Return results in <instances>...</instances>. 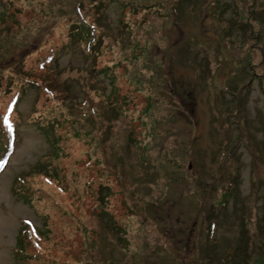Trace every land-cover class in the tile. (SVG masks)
<instances>
[{
  "label": "rangeland",
  "instance_id": "rangeland-1",
  "mask_svg": "<svg viewBox=\"0 0 264 264\" xmlns=\"http://www.w3.org/2000/svg\"><path fill=\"white\" fill-rule=\"evenodd\" d=\"M78 1L0 0V264H264V0Z\"/></svg>",
  "mask_w": 264,
  "mask_h": 264
},
{
  "label": "trees",
  "instance_id": "trees-1",
  "mask_svg": "<svg viewBox=\"0 0 264 264\" xmlns=\"http://www.w3.org/2000/svg\"><path fill=\"white\" fill-rule=\"evenodd\" d=\"M86 2H88L90 5H94L95 4V0H80V1L77 2L76 6H78V9H79V7H83V4H85ZM86 6H87V4H86ZM79 26L81 27L82 32H85L86 36H88V34H89V39H90L89 40V44H90L89 45V50H92V48L95 45V43L92 46V40L94 38L90 37V35H92L91 34V30H90V26L87 25L85 23V21L81 22ZM76 35H79V32ZM92 36H94V35H92ZM18 125H19L18 123H16V125L13 124L15 132H17ZM46 134H47L48 138H50L49 139L50 142H52V143H54L56 145L57 142H58V139H57V136H56V129L54 127H50L49 126V128L46 131ZM16 136H17V134H16ZM2 138L5 139V141H4L5 143L4 144L2 143ZM8 143H9V135H8L6 126L2 122L1 125H0V158L8 150ZM3 147H4V150H3ZM48 157H50V155H48ZM15 189H17V191H15V195H16L18 200H23L24 201V200L28 199L26 194H24V193H26L24 191L25 187H22V188L16 187ZM21 191L23 192V195H22ZM13 192H14V190H13ZM23 225L26 226L27 223L23 222ZM28 225H30V224H28ZM27 230L28 229H24L20 233L21 236H20L19 240L17 241L18 249H16L15 264H27V262L30 261V260H40V258H41L37 254L30 253L29 250L27 249V244L29 245V243H27V238L29 236ZM38 232H39L38 235H41V236L44 235L40 230H38Z\"/></svg>",
  "mask_w": 264,
  "mask_h": 264
}]
</instances>
